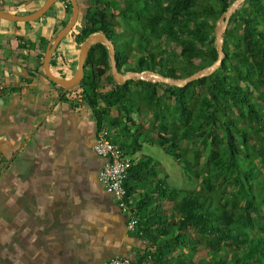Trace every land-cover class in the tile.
<instances>
[{"label": "trees", "instance_id": "16d2710c", "mask_svg": "<svg viewBox=\"0 0 264 264\" xmlns=\"http://www.w3.org/2000/svg\"><path fill=\"white\" fill-rule=\"evenodd\" d=\"M65 1L63 27L72 14ZM234 1L80 2L76 42L105 34L121 73L149 70L182 80L217 61L218 23ZM224 52L211 75L184 87L118 83L108 47L98 43L81 85L71 90H81L98 131L107 128L132 157L125 187L135 197V231L148 243L134 264H264V0H245L234 12ZM144 142L165 149L198 187L179 190L158 160L134 157Z\"/></svg>", "mask_w": 264, "mask_h": 264}, {"label": "crops", "instance_id": "0c3cea01", "mask_svg": "<svg viewBox=\"0 0 264 264\" xmlns=\"http://www.w3.org/2000/svg\"><path fill=\"white\" fill-rule=\"evenodd\" d=\"M46 1L0 0V10L26 15ZM50 9L34 21L0 18V264L137 261L148 243L128 229L135 211L122 210L99 181L92 109L81 90L63 97L45 74L48 44L68 18L65 0ZM76 37L51 57L61 78L77 71Z\"/></svg>", "mask_w": 264, "mask_h": 264}, {"label": "water", "instance_id": "95a60500", "mask_svg": "<svg viewBox=\"0 0 264 264\" xmlns=\"http://www.w3.org/2000/svg\"><path fill=\"white\" fill-rule=\"evenodd\" d=\"M58 0H47L38 10L31 14L26 15H13L9 11H1L0 10V18H7L10 20L17 21H34L41 18L52 5H54ZM245 0H235L229 9L223 14L218 23V28L216 31V39H217V50H218V59L211 66L202 69L201 71L185 78L182 80L172 79L171 77H164L160 74L152 73L149 70L145 72H129L123 74L119 71L115 56V46L113 42L105 35V34H94L86 38V40L82 44H77V49L80 50L79 60H78V68L76 73L70 78H61L52 73L50 68V60L57 49L58 45L61 41L69 35L75 28L78 23V19L81 12V6L79 0H71L72 2V14L70 20L66 26H64L55 37L49 42L45 56H44V71L49 79L54 81L56 84L62 86L65 92L71 91L74 88L81 85L84 77H85V63L88 58L90 49L92 46L103 43L108 47L110 60H111V72L113 78L118 83H124L130 79H142L146 81H162L174 86L184 87L188 83L199 80L201 78L207 77L211 75L222 63V60L225 56L224 52V34L228 27L229 21L234 14V12L239 8V6ZM146 74V76H145Z\"/></svg>", "mask_w": 264, "mask_h": 264}, {"label": "built area", "instance_id": "2783aa9c", "mask_svg": "<svg viewBox=\"0 0 264 264\" xmlns=\"http://www.w3.org/2000/svg\"><path fill=\"white\" fill-rule=\"evenodd\" d=\"M93 151L104 159L99 173V181L105 187L107 193L117 202L122 210L130 211L135 203L133 195H129L125 187L128 170L132 165V158L126 155L123 149L113 141L112 134L107 128L97 131L93 144ZM132 209V208H131ZM138 220L131 215L128 222L129 230H136ZM104 264H134L129 257H112Z\"/></svg>", "mask_w": 264, "mask_h": 264}, {"label": "rangeland", "instance_id": "374dc122", "mask_svg": "<svg viewBox=\"0 0 264 264\" xmlns=\"http://www.w3.org/2000/svg\"><path fill=\"white\" fill-rule=\"evenodd\" d=\"M80 2L83 4L85 8L86 4L88 3V0H80ZM84 8H83V11H84ZM78 25H79V22L77 23V27L75 26L73 32H71L68 36H71L73 34H75V36L78 35ZM102 84H103V88L101 90L103 91H105L107 88L110 87V84L108 83L106 78L102 79ZM112 114L116 116L119 114V111L117 109H114ZM145 120H146V124L151 127L152 120L149 119L148 117L145 118ZM157 131L158 130H155L156 133ZM138 154L139 155L146 154L158 160L161 163L163 170H165L169 174V183L175 188L180 190L183 188L188 189V188L198 187V184L196 182H192L188 180V178L185 175L184 169L179 163H177L175 158L171 154H169L167 151H165V149L160 147L159 145L149 143V142H144L143 149L139 151ZM147 264H151V263H147Z\"/></svg>", "mask_w": 264, "mask_h": 264}]
</instances>
